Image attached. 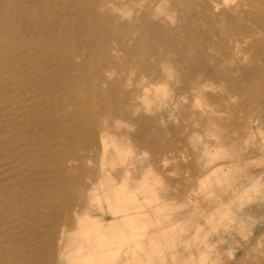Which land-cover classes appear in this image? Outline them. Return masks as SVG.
Segmentation results:
<instances>
[{
    "label": "rangeland",
    "instance_id": "1",
    "mask_svg": "<svg viewBox=\"0 0 264 264\" xmlns=\"http://www.w3.org/2000/svg\"><path fill=\"white\" fill-rule=\"evenodd\" d=\"M0 264H264V0H0Z\"/></svg>",
    "mask_w": 264,
    "mask_h": 264
}]
</instances>
